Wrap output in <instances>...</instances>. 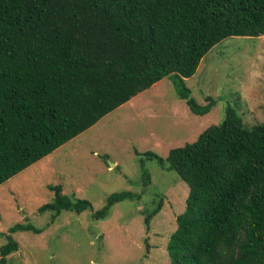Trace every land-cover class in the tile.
<instances>
[{"label":"trees","instance_id":"trees-1","mask_svg":"<svg viewBox=\"0 0 264 264\" xmlns=\"http://www.w3.org/2000/svg\"><path fill=\"white\" fill-rule=\"evenodd\" d=\"M261 35L264 0H0V184L166 76L192 112L207 113L214 98L198 105L185 79L224 38ZM145 155L188 185L170 264H264V122L248 128L227 107L194 141ZM142 179L149 184L145 168ZM50 188L40 211L91 209ZM144 189L110 194L92 217ZM8 238L0 264L18 249Z\"/></svg>","mask_w":264,"mask_h":264},{"label":"rangeland","instance_id":"rangeland-1","mask_svg":"<svg viewBox=\"0 0 264 264\" xmlns=\"http://www.w3.org/2000/svg\"><path fill=\"white\" fill-rule=\"evenodd\" d=\"M185 85L198 105L214 98L207 113L192 112L166 76L0 184V248L9 236L18 243L7 264H170L167 241L185 208L188 185L145 152L165 157L219 124L227 107L248 128L264 122V35L224 38ZM143 168L150 174L146 186ZM54 185L89 200L91 209L40 211L54 200ZM142 189L140 198L118 201L106 217H92L110 194ZM15 223L40 231L9 232Z\"/></svg>","mask_w":264,"mask_h":264},{"label":"crops","instance_id":"crops-1","mask_svg":"<svg viewBox=\"0 0 264 264\" xmlns=\"http://www.w3.org/2000/svg\"><path fill=\"white\" fill-rule=\"evenodd\" d=\"M162 79H163V78H162ZM162 79H160L159 81H161ZM159 81H157V82H156V83H154L153 85H156V84H157ZM153 85H151V86H153ZM151 86H150V87H151Z\"/></svg>","mask_w":264,"mask_h":264}]
</instances>
